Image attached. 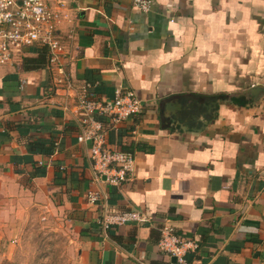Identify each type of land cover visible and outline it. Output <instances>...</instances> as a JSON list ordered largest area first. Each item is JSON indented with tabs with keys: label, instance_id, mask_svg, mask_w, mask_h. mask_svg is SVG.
<instances>
[{
	"label": "crops",
	"instance_id": "0c3cea01",
	"mask_svg": "<svg viewBox=\"0 0 264 264\" xmlns=\"http://www.w3.org/2000/svg\"><path fill=\"white\" fill-rule=\"evenodd\" d=\"M53 2L65 5L57 35L75 88L141 101L136 116L105 123L106 148L132 153L135 172L120 187L95 180L76 138L78 89L16 58L0 68L1 225L58 224L72 264H175L157 246L164 226L197 245L189 264H264V0H151L148 13L132 0ZM193 94L246 100L220 102L197 132L170 133L161 101ZM88 191L105 198L90 204ZM105 206L144 221L105 233Z\"/></svg>",
	"mask_w": 264,
	"mask_h": 264
},
{
	"label": "built area",
	"instance_id": "2783aa9c",
	"mask_svg": "<svg viewBox=\"0 0 264 264\" xmlns=\"http://www.w3.org/2000/svg\"><path fill=\"white\" fill-rule=\"evenodd\" d=\"M132 5L140 12L151 10V0H132ZM65 5L54 4L53 0H0V68L12 63L14 58L21 59L25 50L40 46L48 51V65L63 77L69 89H78L74 112L80 117L77 142L89 144L88 158L94 179L105 181L112 187H120L134 176L136 162L132 153L106 148L105 123L118 124L141 112L142 104L129 90L116 89L111 99L94 98L93 85L75 88L69 79L64 60L67 56L64 46L59 42L57 31L62 19L61 11ZM17 55V57H16ZM105 177V179H103ZM105 198L98 191H88L86 199L97 204ZM144 221L137 211L111 212L102 207L98 219L103 232L128 223ZM158 249L175 259V264H189L187 253L197 248L192 241H185L175 234L170 226L161 229Z\"/></svg>",
	"mask_w": 264,
	"mask_h": 264
},
{
	"label": "rangeland",
	"instance_id": "374dc122",
	"mask_svg": "<svg viewBox=\"0 0 264 264\" xmlns=\"http://www.w3.org/2000/svg\"><path fill=\"white\" fill-rule=\"evenodd\" d=\"M11 224L0 223V264L73 263L74 254L68 237L58 224L49 225L34 217L17 225Z\"/></svg>",
	"mask_w": 264,
	"mask_h": 264
},
{
	"label": "trees",
	"instance_id": "16d2710c",
	"mask_svg": "<svg viewBox=\"0 0 264 264\" xmlns=\"http://www.w3.org/2000/svg\"><path fill=\"white\" fill-rule=\"evenodd\" d=\"M25 70H37L46 68L48 65V51L45 47L35 46L25 50L21 58ZM246 98H228L226 95H177L161 101L163 112L161 123L170 133L175 131L197 132L204 128V123H210L217 117L218 104L230 101L234 104ZM174 104L182 106L176 112L167 116L166 105ZM175 124V125H174ZM39 151L46 153L44 149ZM41 174V173H40Z\"/></svg>",
	"mask_w": 264,
	"mask_h": 264
},
{
	"label": "water",
	"instance_id": "95a60500",
	"mask_svg": "<svg viewBox=\"0 0 264 264\" xmlns=\"http://www.w3.org/2000/svg\"><path fill=\"white\" fill-rule=\"evenodd\" d=\"M257 91H258L257 88L256 89H251V90L248 91V93L252 94V95H255ZM103 179H105V177H103ZM172 261H175V259L173 258Z\"/></svg>",
	"mask_w": 264,
	"mask_h": 264
}]
</instances>
